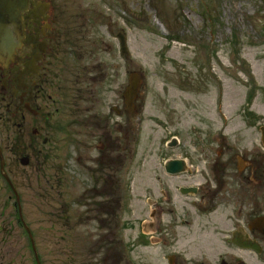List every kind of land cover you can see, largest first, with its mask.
Returning a JSON list of instances; mask_svg holds the SVG:
<instances>
[{"label":"rangeland","instance_id":"obj_1","mask_svg":"<svg viewBox=\"0 0 264 264\" xmlns=\"http://www.w3.org/2000/svg\"><path fill=\"white\" fill-rule=\"evenodd\" d=\"M54 3L62 41L59 68L69 70L63 78L70 82L66 106L78 88L87 90L95 64L101 62L108 74L94 90L102 127L91 130L96 137L76 140L89 141L85 160L91 165V157L101 156L103 134L111 132L113 155L120 162L95 163L98 172L90 173L76 160L81 148L67 150L55 130L53 145L44 149L41 142L35 154L28 148L31 162L23 165L14 143L17 128H1L8 171L41 264H144L143 256L161 264L158 249L143 246L147 240L139 238V224L148 219L145 200L157 191L156 178L165 177L162 167L169 157L188 158L199 174L215 175L209 166L224 146L221 161L227 168L220 171L227 188L245 190L252 205L264 209V0ZM119 34L128 40L129 56L121 52ZM132 74L142 86L135 99L139 116L130 127L128 117L117 116L113 106L124 112ZM108 115L111 126L103 122ZM173 137L181 140L180 147L168 149ZM239 157L254 160L257 180L246 178L249 167ZM242 166L246 173L239 171ZM98 184L96 194L92 189ZM229 213L216 217L223 221ZM186 233L181 235L186 238ZM208 250L210 257L217 251ZM0 264H37L1 166Z\"/></svg>","mask_w":264,"mask_h":264},{"label":"flooded vegetation","instance_id":"obj_2","mask_svg":"<svg viewBox=\"0 0 264 264\" xmlns=\"http://www.w3.org/2000/svg\"><path fill=\"white\" fill-rule=\"evenodd\" d=\"M28 8L23 14V45L16 50L12 59L0 60V131L4 127L17 128L15 148L20 150V159L24 161L28 158L29 163L30 154L25 153L28 148L35 154L41 142L44 149L51 147L54 142L53 131L57 130L64 136L67 150L81 148L84 151L82 153L80 150L76 160L84 162V167L90 173L98 172L95 163L100 167L106 163L118 164L120 158L113 155L112 134L109 132L110 135H107L104 127L105 143L102 141L99 146L101 156L91 157L90 160L94 162L91 165L85 160L89 141L76 140L96 137V131L91 130L102 127L98 125L102 117L98 113L94 90L99 84L105 83L107 72L101 62L95 64V73L89 77L87 90L78 88L74 92L73 103L66 106L67 93L64 94V91L70 87V82L67 79L65 82L63 78L69 77V70L66 69L68 67L59 68L61 52H57V47L62 41L56 29L59 20L57 7L54 0H30ZM49 90L53 92L50 93ZM69 99L71 100V96ZM124 105V112L115 106L113 111L120 118L124 113L131 127L133 117L126 103ZM105 121L106 126H109L111 116H106L103 122ZM119 128L124 130L123 126ZM26 140L30 142V147ZM78 142L80 145H77ZM218 142L222 143L221 140ZM22 148L26 149L24 153L21 152ZM222 148L217 151L218 158L213 167L209 166L211 173L214 172L215 175L206 172L197 174V169L191 166L190 160L192 174L169 175L164 168L165 163L163 164L165 177L156 178L157 191L153 190L154 195L145 200L148 219L139 224V238L147 240V243L141 241L143 246L158 249L156 260H160L161 264L162 260L165 264H210V260L216 261L215 258L217 264H249L248 259L250 264H264L263 206L252 205L250 193L246 196L245 190L236 193L235 189L227 188L224 179L227 164L221 161L224 152ZM1 149L4 153L6 147L3 143H0ZM169 159L181 158L169 157L167 161ZM239 160L249 167L246 178L250 181L251 178L257 180L254 175V160L243 161L241 157ZM221 169L225 171L222 172ZM245 169L243 166L239 167L241 173H246ZM95 186L92 190L98 194L99 184ZM105 190L104 187L103 193ZM228 210L230 213L223 221L216 217ZM166 218L168 224H165ZM183 231L187 232L186 238L181 235ZM234 240L238 244L259 246V250H246L235 244ZM209 246H214L217 250H213V259L209 254ZM142 260L144 264H155L145 260V256Z\"/></svg>","mask_w":264,"mask_h":264},{"label":"water","instance_id":"obj_3","mask_svg":"<svg viewBox=\"0 0 264 264\" xmlns=\"http://www.w3.org/2000/svg\"><path fill=\"white\" fill-rule=\"evenodd\" d=\"M30 0H0V60H9L12 59L13 56L16 54V50L22 46V40L24 38V27H23V20L22 15L23 13L28 11ZM121 38V49L124 54H128L127 49V38L125 36L120 35ZM131 85L126 92V100L129 104V109L131 114L134 115V100L137 98L139 89L141 88V82L139 81V77L136 74H133L131 77ZM263 132V143H264V128H262ZM1 159V166L2 171L5 170L4 166V157L0 153ZM23 164H27L26 161ZM186 163L185 161H170L167 165V170L173 173H181L185 171ZM4 176L7 178L8 182L10 183L11 187L15 190L17 194L16 188L13 187L10 178L4 173ZM18 203L20 205L21 199L17 194ZM22 215V211H21ZM26 230L30 233L32 243L33 236L32 232L28 226H26Z\"/></svg>","mask_w":264,"mask_h":264}]
</instances>
